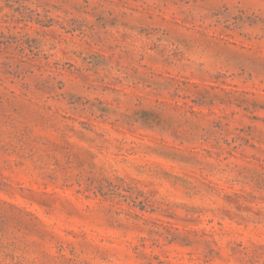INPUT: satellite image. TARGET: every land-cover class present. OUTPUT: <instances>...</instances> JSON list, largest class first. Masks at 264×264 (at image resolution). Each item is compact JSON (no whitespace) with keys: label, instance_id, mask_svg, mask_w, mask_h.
I'll use <instances>...</instances> for the list:
<instances>
[{"label":"rangeland","instance_id":"rangeland-1","mask_svg":"<svg viewBox=\"0 0 264 264\" xmlns=\"http://www.w3.org/2000/svg\"><path fill=\"white\" fill-rule=\"evenodd\" d=\"M0 264H264V0H0Z\"/></svg>","mask_w":264,"mask_h":264}]
</instances>
